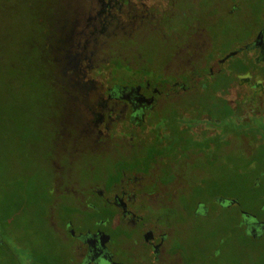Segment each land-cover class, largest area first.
Listing matches in <instances>:
<instances>
[{
  "label": "flooded vegetation",
  "instance_id": "obj_1",
  "mask_svg": "<svg viewBox=\"0 0 264 264\" xmlns=\"http://www.w3.org/2000/svg\"><path fill=\"white\" fill-rule=\"evenodd\" d=\"M28 6L22 45L49 88L8 151L32 185L6 193L21 194V219L35 194L36 227L7 228L6 263L43 264L45 236L49 264H187L196 228L241 206L211 167L249 177L264 162V0ZM241 212L262 235L264 221Z\"/></svg>",
  "mask_w": 264,
  "mask_h": 264
},
{
  "label": "trees",
  "instance_id": "obj_2",
  "mask_svg": "<svg viewBox=\"0 0 264 264\" xmlns=\"http://www.w3.org/2000/svg\"><path fill=\"white\" fill-rule=\"evenodd\" d=\"M28 3L29 0H26V4ZM14 5L11 10L14 16H18V0L14 1ZM0 9H4V7L2 6ZM34 25L35 17L31 16L32 30ZM30 52L29 47L23 45L19 51L20 57L17 59L15 57L16 60L9 61L6 65L5 78L2 79L3 89L6 94L4 106L10 114L8 121L5 120V132L7 136H14V142L11 144L12 146L10 145L9 149L18 147L21 129L24 127L23 124L33 121L34 117L24 116L26 115L24 105L30 104L32 97L35 96L34 104L38 107L39 103L35 90H46L49 88L46 81L40 75L42 72L38 70L33 56L29 54ZM37 107H35V110H37ZM35 110L34 113L36 115ZM15 160L16 167L14 171L10 167L3 168V161L0 162V264H7L4 247L5 241L2 239V236L7 233V228L9 227L14 233H19L21 227L24 232L32 233L36 227L35 216H28L24 220L18 215L21 208L17 206V203L23 201L20 198L21 194L14 191L10 195L6 193V188L9 186L23 187L32 185L30 174L21 172L20 162L17 159ZM6 162L8 161L6 160ZM252 164H254V168L250 170L249 177L242 176V178H236L238 182L244 179V183L249 188L247 196L237 198L227 194L225 191L219 192L220 196L224 195L238 199L241 206L220 210L217 216V223L213 224L209 231H201L196 228L197 234L191 236L194 245L188 254L187 264H264V232L260 236L252 237L249 234V230L240 220V216L242 215L241 210H244L256 215L258 220L264 221V172L262 173L263 176L259 177V173L262 170L261 166H264V162H254ZM234 176L241 175L235 172ZM25 195V201L30 206L32 214L33 205L31 202L35 194L27 191ZM9 218H11V221ZM198 235L202 236L201 242L197 237ZM42 239V262L43 264H49L48 250L46 249L49 241L45 236H42Z\"/></svg>",
  "mask_w": 264,
  "mask_h": 264
},
{
  "label": "rangeland",
  "instance_id": "obj_3",
  "mask_svg": "<svg viewBox=\"0 0 264 264\" xmlns=\"http://www.w3.org/2000/svg\"><path fill=\"white\" fill-rule=\"evenodd\" d=\"M14 1L15 0H0V7H4V9H0V162L3 161V168L6 169L10 167L13 171L16 167V156L13 153L10 156L8 149L14 142V136H7L5 132V120L8 121L10 114L8 109L4 106L6 94L3 89L4 86L2 85V79L5 78L4 74L6 65L9 61L16 60L20 57L19 51L23 47L22 44L24 40L32 35L31 16H34L36 13V10H31L29 8L28 4H26V0H18L19 5L17 7L19 14L18 16H14L11 10L15 6ZM152 46L151 48H153ZM35 99V96L32 97L30 104L24 105L26 109V111H24L26 115L23 114L24 116L34 117V110L35 107H37L34 104ZM6 160L8 162H6ZM235 164L240 165L242 162H236ZM201 166L203 169H208L206 166ZM221 166H223V169ZM230 168L231 167H229L228 164L224 165L223 163H221V165H213L210 169L211 172L209 173L210 179L213 180V183L218 181L220 184L216 183V186L219 190L225 191L227 194L233 195L237 198L247 196L249 188L244 183V179L238 182L236 181V178L239 179L242 178V176L229 177V175H231V172H229ZM224 178L226 182L221 183L220 180H223ZM28 216H31V209L27 203L24 220L28 218Z\"/></svg>",
  "mask_w": 264,
  "mask_h": 264
}]
</instances>
